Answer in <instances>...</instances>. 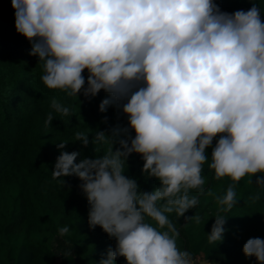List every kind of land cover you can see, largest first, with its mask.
Wrapping results in <instances>:
<instances>
[{"label":"clouds","instance_id":"obj_1","mask_svg":"<svg viewBox=\"0 0 264 264\" xmlns=\"http://www.w3.org/2000/svg\"><path fill=\"white\" fill-rule=\"evenodd\" d=\"M251 4L228 13L215 0H11L15 30L42 63L43 85L75 98L104 91L99 110L115 105L127 117L125 138L119 129L97 131L91 141L88 132L75 133L82 148L108 145L102 155L76 162L79 151L56 143L53 179L62 188L65 177H76L89 227L116 242L98 264L120 257L125 264H195L178 246L170 215L201 222L185 213L199 204L190 192H205V164L216 179L231 181L223 195L207 192L219 206L211 243L223 239L222 213L236 206L237 183L256 177L264 189V19ZM50 108L45 127L53 113L72 114L55 98ZM132 154L159 187L141 191L125 174ZM58 231L64 236L69 227ZM242 253L264 264V239H248Z\"/></svg>","mask_w":264,"mask_h":264},{"label":"trees","instance_id":"obj_2","mask_svg":"<svg viewBox=\"0 0 264 264\" xmlns=\"http://www.w3.org/2000/svg\"><path fill=\"white\" fill-rule=\"evenodd\" d=\"M224 12L247 11L255 3L264 19V0H215ZM31 44L15 30L14 10L11 0H0V195L10 194V213L3 214L0 224V264H98L115 240L99 227L88 225L89 205L80 190L76 177H65V186L53 179L52 168L60 154L56 143L68 142L64 151H79V162L107 151L108 145L82 148L75 142L78 131L88 132L89 140L97 131L111 134L119 129L125 138L127 117L115 105L106 111L99 110L100 103L108 98L104 91L86 98L68 97L58 90L47 89L41 80L42 63L29 55ZM87 79V72L83 73ZM87 85L85 84V87ZM55 98L69 106V117L53 113L52 124L44 121ZM89 130H91L89 132ZM133 133L128 132L127 138ZM75 142V143H74ZM215 140L213 141V146ZM118 146V145H117ZM93 149H98L95 151ZM210 158L211 148L207 150ZM126 175L135 178L140 190L150 192L159 182L142 172L143 160L132 154L127 159ZM205 192H190L199 204L185 213L186 217L199 215V224L185 222L184 217L170 215L179 229L178 246L192 253L193 259L210 264H256L255 258L242 253L244 243L250 238L264 239V189L244 177L237 183V203L226 216L223 239L209 242L210 232L218 205L215 195H223L231 183L229 178L216 179L205 164ZM259 193L260 199L253 201ZM69 227V233L59 235V228ZM44 239L47 243L44 242ZM114 264H125L122 257Z\"/></svg>","mask_w":264,"mask_h":264},{"label":"rangeland","instance_id":"obj_3","mask_svg":"<svg viewBox=\"0 0 264 264\" xmlns=\"http://www.w3.org/2000/svg\"><path fill=\"white\" fill-rule=\"evenodd\" d=\"M251 1L252 0H250V2ZM7 192L4 195H0V224L4 222L2 215L3 214L7 215L8 213H10L11 207H12L11 196H10V194L7 195ZM44 242L47 243V241L45 239H44Z\"/></svg>","mask_w":264,"mask_h":264},{"label":"built area","instance_id":"obj_4","mask_svg":"<svg viewBox=\"0 0 264 264\" xmlns=\"http://www.w3.org/2000/svg\"><path fill=\"white\" fill-rule=\"evenodd\" d=\"M195 264H210L208 262H204V261H198V260H194Z\"/></svg>","mask_w":264,"mask_h":264}]
</instances>
